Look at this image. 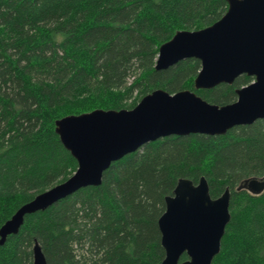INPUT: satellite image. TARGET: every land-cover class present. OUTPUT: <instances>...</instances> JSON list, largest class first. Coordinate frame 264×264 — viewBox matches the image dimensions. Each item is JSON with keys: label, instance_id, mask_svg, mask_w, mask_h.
<instances>
[{"label": "trees", "instance_id": "trees-1", "mask_svg": "<svg viewBox=\"0 0 264 264\" xmlns=\"http://www.w3.org/2000/svg\"><path fill=\"white\" fill-rule=\"evenodd\" d=\"M227 10L226 0H0V228L77 171L57 120L132 109L158 89L234 103L253 77L196 90L199 60L155 69L162 44L178 31L212 25ZM263 176L264 119L225 135L150 142L114 162L99 186L27 215L0 246V264H33L36 242L47 264H161L165 199L180 179L197 184L202 177L214 199L231 190V220L212 264H264V192L236 191Z\"/></svg>", "mask_w": 264, "mask_h": 264}, {"label": "water", "instance_id": "water-1", "mask_svg": "<svg viewBox=\"0 0 264 264\" xmlns=\"http://www.w3.org/2000/svg\"><path fill=\"white\" fill-rule=\"evenodd\" d=\"M226 1L228 10L221 19L200 30L178 31L162 44L155 69L199 60L196 90L232 85L243 75L253 77L252 83L236 90L237 100L220 106L191 90L171 94L158 89L132 109H96L57 120L56 133L77 160V171L20 206L0 228V246L19 233L27 215L45 211L83 188L99 186L114 162L143 145L169 136L225 135L233 127L264 119V0ZM242 190L262 194L264 176L244 180L236 188ZM230 201L229 188L212 198L205 177L197 184L180 179L159 219L165 249L161 264H212L231 220ZM184 254L188 259L182 261ZM33 264H47L39 242L33 247Z\"/></svg>", "mask_w": 264, "mask_h": 264}]
</instances>
